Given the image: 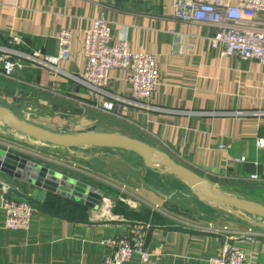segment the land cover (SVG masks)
<instances>
[{
    "label": "crops",
    "instance_id": "0c3cea01",
    "mask_svg": "<svg viewBox=\"0 0 264 264\" xmlns=\"http://www.w3.org/2000/svg\"><path fill=\"white\" fill-rule=\"evenodd\" d=\"M173 4V0H0V105L52 132H112L140 139L215 186L216 182L231 183L253 188L264 197V145L260 144L264 140V66L223 57L221 49L210 44L214 29L176 20ZM101 13L115 39L126 38L134 53L156 57L160 80L145 106L119 102L117 112L107 113L97 107L95 95L80 80L86 63L82 55L85 32ZM63 30L72 33L73 48L59 71L26 59L37 52L57 56ZM8 56L25 78L16 73L11 79L4 77L3 61ZM107 92L108 101L128 100V73L113 71ZM42 145L46 154L63 162L68 155L91 151ZM0 149L46 168L36 158L20 154L11 142H0ZM228 159L241 162L227 164ZM151 173L158 179L166 177L168 183L163 188L150 186L147 175ZM254 175L258 180L251 179ZM0 181L10 184L11 199L26 201L35 210L30 229L16 232L5 229L0 207V264H104L109 250L101 241L121 237L141 239L151 255L149 264H208L226 243L245 251L252 264H264V229L240 218L229 221L228 228L211 229L157 222L153 215L145 220L105 219L88 210L82 217L64 211L72 205H61L64 201L80 204L73 196L48 193L40 203L19 195L11 178L1 172ZM137 182L133 187L154 204L170 203L177 192L176 178L144 164ZM255 200L264 204L262 199ZM127 264L142 262L135 255Z\"/></svg>",
    "mask_w": 264,
    "mask_h": 264
},
{
    "label": "built area",
    "instance_id": "2783aa9c",
    "mask_svg": "<svg viewBox=\"0 0 264 264\" xmlns=\"http://www.w3.org/2000/svg\"><path fill=\"white\" fill-rule=\"evenodd\" d=\"M153 2L157 0H144ZM173 14L183 23H198L214 29L210 38L213 48H220L221 55L241 61H256L264 66V0H173ZM16 44L20 43L14 38ZM57 56H46L40 52L26 59L45 68L59 71V64L70 59L73 48V35L63 30L58 38ZM85 69L80 80L85 83L97 99V107L107 113H115L119 102H131L145 106L154 96L160 80L156 57L151 53H134L126 38L115 39L110 22L104 13L94 20L85 32L82 43ZM4 77L15 76V63L11 57L4 59ZM122 70L128 73L130 86L129 99L114 97L108 101L107 89L111 84V73ZM248 116L246 113H238ZM264 145V140H260ZM220 149H224L221 146ZM241 160H227V164H239ZM258 180V176L251 177ZM10 184L0 181L1 210L4 214V227L10 231H28L35 210L26 201H15L9 197ZM121 219V218H118ZM123 220V219H121ZM101 245L109 250L104 264H127L138 255L142 264H149L151 255L138 237L104 239ZM208 264H252L249 255L226 243L221 253L209 259Z\"/></svg>",
    "mask_w": 264,
    "mask_h": 264
},
{
    "label": "water",
    "instance_id": "95a60500",
    "mask_svg": "<svg viewBox=\"0 0 264 264\" xmlns=\"http://www.w3.org/2000/svg\"><path fill=\"white\" fill-rule=\"evenodd\" d=\"M12 62L15 61L12 59ZM15 73L25 78L18 65ZM0 125L14 131L31 141L61 148L75 149H103L125 151L137 156L146 168L161 175L173 176L206 205L225 210L254 227L264 229V204L241 198L220 191L210 180L199 175L190 168L176 162L169 154L148 143L120 133L112 132H83L67 134L52 132L32 124L16 116L9 108L0 105ZM0 172L12 180L15 191L24 198L33 199L40 203L46 201L48 193L71 194L74 187L81 201L86 194L100 199L103 192L90 186L63 176L39 164L21 158L0 149ZM100 195V196H99Z\"/></svg>",
    "mask_w": 264,
    "mask_h": 264
},
{
    "label": "rangeland",
    "instance_id": "374dc122",
    "mask_svg": "<svg viewBox=\"0 0 264 264\" xmlns=\"http://www.w3.org/2000/svg\"><path fill=\"white\" fill-rule=\"evenodd\" d=\"M0 142H11L20 154L36 158L46 168L66 173L74 180L100 188L103 191L100 199L88 193L81 199L80 204L86 206L89 211L99 213L101 218L126 219L120 204L136 212L142 210L147 216L153 215L157 222L183 226L194 224L211 229L228 228V222L238 218L225 210L204 204L179 181L176 195L170 199V203H152L133 187L138 184L137 176L143 169V162L137 156L125 151H93L94 149H91V151L76 153L74 156L68 155L63 162L57 160L53 154H46V147L41 143L23 139L2 125H0ZM147 180L150 186L156 188H163L168 183L166 177L158 179L157 175L152 173L147 175ZM215 184L224 193L254 201L255 199L264 201V197L256 194L253 188H241L231 183L216 182ZM69 188L72 189V193L63 194L62 197L69 195L79 198L78 192L74 191L75 188L72 186ZM188 194L192 197H186ZM142 212L136 213V217L144 216ZM255 220L264 222L257 218Z\"/></svg>",
    "mask_w": 264,
    "mask_h": 264
},
{
    "label": "trees",
    "instance_id": "16d2710c",
    "mask_svg": "<svg viewBox=\"0 0 264 264\" xmlns=\"http://www.w3.org/2000/svg\"><path fill=\"white\" fill-rule=\"evenodd\" d=\"M61 205L65 208L72 205V208H67L64 211L77 213L78 215H80L82 217H85L87 212H88V208L86 206H84L83 204L76 203V202L75 203L74 202L69 203L67 201H64V203H62ZM120 207L124 210L123 214L126 216V219L139 218V217H136V213H137L136 211L129 209L128 207L121 205V204H120ZM143 215L144 216H142L139 219H141V220L147 219V215L145 213H143Z\"/></svg>",
    "mask_w": 264,
    "mask_h": 264
}]
</instances>
